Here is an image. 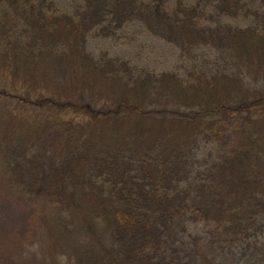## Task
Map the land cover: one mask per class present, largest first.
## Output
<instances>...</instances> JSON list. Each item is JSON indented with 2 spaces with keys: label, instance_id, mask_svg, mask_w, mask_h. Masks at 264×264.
<instances>
[{
  "label": "trees",
  "instance_id": "16d2710c",
  "mask_svg": "<svg viewBox=\"0 0 264 264\" xmlns=\"http://www.w3.org/2000/svg\"><path fill=\"white\" fill-rule=\"evenodd\" d=\"M133 27L174 48L172 68L90 50ZM49 58L61 76L99 75L110 93L126 91L107 110L59 104L83 119L51 123L50 136H12L0 150L7 195L47 208L55 230L81 234L66 264H225L243 254L231 250L259 244L264 93L246 78L264 73V0H0L3 79L13 63ZM204 148L217 158L198 173ZM199 215L209 220L192 234Z\"/></svg>",
  "mask_w": 264,
  "mask_h": 264
},
{
  "label": "rangeland",
  "instance_id": "374dc122",
  "mask_svg": "<svg viewBox=\"0 0 264 264\" xmlns=\"http://www.w3.org/2000/svg\"><path fill=\"white\" fill-rule=\"evenodd\" d=\"M137 30L133 27L127 34L120 33L118 40H97L90 46V50L96 55L108 52L111 55L126 56L134 62L138 61L134 57L139 55L142 59L138 62L139 65L149 64L150 67L161 70L172 68L176 60L172 55L174 48L151 36H148V40L143 39L138 36ZM13 64L10 66L15 68L10 69L8 75L12 79H3L8 71L0 64V80H3L0 87V150L6 149L12 136H31L35 133L50 136L45 128L50 127L51 123L62 120V125L76 124L83 119L77 110L60 109V106L57 107L59 104L75 100L79 104L93 103L100 109L107 110L113 108L116 101L126 94L121 86L118 93H110L111 90L108 91L105 86L106 80L99 75L88 76L79 81L72 79L69 74L61 76L65 70L54 58L47 59L35 68ZM259 74L260 77L253 73L248 76L246 84H250L251 89L257 93H264V73L260 71ZM12 98L14 100L9 102ZM47 102L52 104L46 106ZM153 103L154 101L148 100L149 105ZM258 112V117H261L263 112ZM120 122L121 124L113 122L111 125L119 129L125 121ZM209 147L212 149V146ZM210 149L204 148L199 152L198 173L204 172L209 163L217 158L215 151ZM5 183L0 176V264H66L68 256L77 249L81 234L78 231L74 235L68 234L64 231V226H57L60 230H55L54 218L43 216L47 208L30 202L26 196L7 195ZM78 217L79 214L76 213L73 219V224L77 227L81 224ZM208 220L199 215L190 222L189 231L192 234L200 233ZM263 239L264 235L259 238V244L253 241L252 245L245 246L244 251L231 250L243 254L236 258L234 254L225 260V264H260ZM55 244L63 248H57ZM240 260L242 263H238ZM207 261L208 259L199 260L201 264H207Z\"/></svg>",
  "mask_w": 264,
  "mask_h": 264
}]
</instances>
